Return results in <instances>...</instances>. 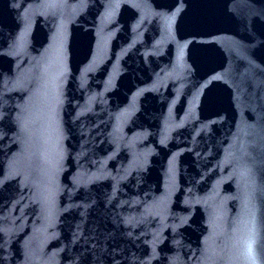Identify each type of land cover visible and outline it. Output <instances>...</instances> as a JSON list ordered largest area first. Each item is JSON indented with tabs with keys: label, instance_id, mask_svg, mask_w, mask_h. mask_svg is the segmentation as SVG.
Wrapping results in <instances>:
<instances>
[{
	"label": "water",
	"instance_id": "95a60500",
	"mask_svg": "<svg viewBox=\"0 0 264 264\" xmlns=\"http://www.w3.org/2000/svg\"><path fill=\"white\" fill-rule=\"evenodd\" d=\"M0 264H264V0H0Z\"/></svg>",
	"mask_w": 264,
	"mask_h": 264
}]
</instances>
